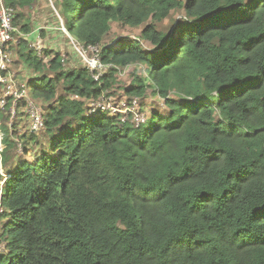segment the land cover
<instances>
[{"label": "trees", "instance_id": "1", "mask_svg": "<svg viewBox=\"0 0 264 264\" xmlns=\"http://www.w3.org/2000/svg\"><path fill=\"white\" fill-rule=\"evenodd\" d=\"M4 2L18 9V31H33L21 10L34 0ZM59 9L87 45L104 44L114 22L142 28L104 44L113 67L100 82L58 51L13 46L30 92L49 102L47 139L35 150L38 132L0 126V264H264V0ZM133 65L147 77L123 90L146 98L152 87L162 100L145 105L146 121L90 111ZM12 134L22 154L10 153Z\"/></svg>", "mask_w": 264, "mask_h": 264}, {"label": "rangeland", "instance_id": "2", "mask_svg": "<svg viewBox=\"0 0 264 264\" xmlns=\"http://www.w3.org/2000/svg\"><path fill=\"white\" fill-rule=\"evenodd\" d=\"M52 1H53L52 3L53 5L50 4L51 0H34L30 8L29 7L22 8L21 10V13L23 15H26V22L30 24L33 30L38 27L42 28L39 33V38L35 37L33 39L28 36L29 45H30L29 48H33L37 52H40V50H42V54H44L45 50L53 49V53L50 54L49 57L52 56L57 51L60 52L62 57H64L65 59L64 60L65 67H71L76 65L82 66L84 63V59L77 50H74L71 43L72 39H69L65 35V33L60 29L61 27L60 23L61 22L64 23L62 13L59 9L60 0H52ZM16 13H18V9H16ZM60 15L62 16V19H60ZM165 24L169 25L170 21H166ZM20 25L21 24L16 25V27L19 29ZM141 28L142 26L137 27L135 29H131L127 26L114 22L112 24V31L107 36L104 44L115 43L116 38L119 36H127V35L136 36L140 33ZM24 36H25L24 32L19 31L16 33L17 40L18 39L20 40V38H23ZM37 40H39V43L37 42ZM104 44L102 43L100 44L101 48H103ZM16 50L17 49L15 50L13 49L15 53V55L13 56L14 63L12 64L10 71L14 74L15 78L19 82L28 84V80L32 77V70L26 65V63L23 60L20 59ZM48 58L46 57L45 59ZM133 70L135 73L132 72ZM135 74L143 77H147V71L145 66L133 65L121 69L117 75L116 82L118 83V85H114V88L111 90L114 92V94H111L112 92L110 90L106 91L103 98L105 99L104 105L108 109L113 110V112L116 111H118L119 113L126 112L128 114L130 112L129 110L130 108L135 112V117H136L135 120L141 121V119L144 118V114L148 117V113H147L148 108H146L145 105H149V104L159 105L162 102V100L152 90V87L149 88L146 98H141L136 95L126 93L123 90V87L124 85L130 84V80L134 77ZM29 96L41 107L39 108V110L43 109V111H45L49 102L44 100H39L36 97V95L33 94L32 90L30 92V89H29ZM132 97L134 99H136L137 97L138 99V105L134 109L132 108V104H130V102L129 103L127 102V99H130ZM139 109L143 114L139 113ZM1 113L3 115V119H0V126L2 125V123L7 124L9 128L12 129L10 130L11 132H13L14 127L16 129L17 126V131H19V133L21 134L27 131L28 129L32 130V122L31 123L29 122L27 116V113L30 114V108H28V112L26 113V107L24 101L18 103L15 107H12L11 104H9V106L6 108L5 113L4 112ZM39 131L40 132L36 134L38 138L36 140L39 141V144L35 146V150L40 149L42 144L43 146L46 145V139H47L45 135L46 131L45 132L42 130ZM12 138L15 140L14 142L15 146L10 150V153L14 154L18 152L19 154H22L23 153V145L21 146L22 139H20V136L16 134H12L11 139ZM0 228H1V224H0ZM2 246L3 243L0 241V248H2Z\"/></svg>", "mask_w": 264, "mask_h": 264}, {"label": "built area", "instance_id": "3", "mask_svg": "<svg viewBox=\"0 0 264 264\" xmlns=\"http://www.w3.org/2000/svg\"><path fill=\"white\" fill-rule=\"evenodd\" d=\"M15 16V10L6 5L1 0L0 5V109H6L10 102L13 103L12 107H15L23 98H28V89L25 83L17 82L12 77V73L9 71V66L12 62L11 53L9 51L10 44L14 41L13 32L15 30L13 26V18ZM75 49L80 53L84 59V65L87 72L96 81H100L103 74L112 66L111 64H105L102 62L101 48L99 43L96 44H78L75 45ZM128 102V101H127ZM132 108L134 109L138 105L137 98L133 97L129 99ZM103 108H107L104 104H99ZM30 118L32 122V128L35 130L42 129L45 126L44 117L39 107L33 102H29ZM127 114L123 112L122 120H127L130 113L135 112L130 109ZM134 116V120H135ZM136 121V120H135ZM144 121V118L141 119ZM140 121H136L139 125Z\"/></svg>", "mask_w": 264, "mask_h": 264}, {"label": "clouds", "instance_id": "4", "mask_svg": "<svg viewBox=\"0 0 264 264\" xmlns=\"http://www.w3.org/2000/svg\"><path fill=\"white\" fill-rule=\"evenodd\" d=\"M3 2H4V0H3ZM5 3V2H4ZM53 3V1L51 0V2H50V4L51 5H53L52 4ZM6 5H8L7 3H5ZM0 5H1V0H0ZM9 6H11V5H9ZM14 10H15V16H14V18H13V26H14V28H15V30H14V32H13V36H14V41L10 44V46H9V51H10V53H11V58H12V62H11V64L12 63H14V58H13V56H14V53H13V50H12V48H13V46H16V44H19V42L21 41V39L19 40H17V37H16V34H15V32L17 33V32H19L18 31V28L15 26V24H14V20H15V17H16V15H17V13H16V9L13 7V6H11ZM59 17V16H58ZM60 19H62V16L60 15ZM60 25H61V27H60V29L65 33V35L69 38V39H72L71 40V43H72V46H73V48H74V50H76L75 49V45H78L79 43L80 44H83V43H81V42H79L78 40H76L74 37H73V35L68 31V29L66 28V26L64 25V23L63 22H61L60 23ZM42 28L41 27H38V28H36V29H34L33 31H31L30 33H25V36L22 38L23 40H29V37L30 38H39V33H40V30H41ZM63 33V34H64ZM29 36V37H28ZM37 42L39 43V41L37 40ZM100 44V43H99ZM37 52V51H36ZM37 55L40 57V58H46V56L44 55V54H42V50H40V52H37ZM63 59H62V61L64 62V57H62ZM101 59H102V55H101ZM102 62H103V60H102ZM103 63H105V62H103ZM10 64V65H11ZM64 64V63H63ZM105 64H107V63H105ZM108 65H110V64H108ZM112 66L111 67H113V64H111ZM84 67H85V65H84ZM110 67V68H111ZM109 68V69H110ZM108 69V70H109ZM108 70L103 74V76L108 72ZM9 71H10V66H9ZM11 72V71H10ZM12 73V72H11ZM12 77L14 78V80H16L18 83H19V81L15 78V76H14V74L12 73ZM90 75V74H89ZM91 76V75H90ZM102 76V77H103ZM102 77H101V79H102ZM91 78H92V76H91ZM93 79V78H92ZM100 79V80H101ZM94 80V79H93ZM94 81H96V80H94ZM100 82V81H99ZM26 84V86H27V89H28V98H23L20 102H22V101H24L25 102V107H26V113L28 112V107H29V102H33L34 104H36L39 108H41L33 99H31L30 98V96H29V89H30V87L28 86V84L27 83H25ZM104 94L105 93H103V95H102V97H100V98H98V99H90L89 100V108H90V111H94V110H102V111H107V112H109V114L110 115H116V114H120L121 115V120H122V116H123V112L122 113H119L118 111H116V112H113V110H111V109H108V108H103V107H101L99 104H104ZM137 96V95H136ZM112 97V96H111ZM137 98V97H136ZM138 100V99H137ZM127 101H128V103H129V99H127ZM19 102V103H20ZM9 104H11V106H13V103L12 102H10ZM9 106V105H8ZM7 106V107H8ZM48 106V105H47ZM0 111H2V112H4L5 113V111H6V109H0ZM40 111H41V113L43 114V117H44V122H45V126L42 128V129H38V130H35V129H33L32 128V131H34V132H40L39 130H43V129H45V127H46V115H45V113H46V111H43V109H40ZM139 113L140 114H143L141 111H140V109H139ZM29 115V117H30V114H28ZM130 116H129V118H131V121L133 122V123H135L136 125H137V123H136V121L134 120V113H130L129 114ZM146 119H147V116L144 114V121H140L139 122V124L140 123H142V122H145L146 121ZM123 121V120H122ZM125 121V120H124ZM30 123H31V118H30ZM21 146H22V144H21ZM2 147H3V145H1L0 146V150H2ZM20 150H21V148H20ZM3 243V242H2ZM5 248V245H4V243H3V246H2V248H0V251H2L3 249Z\"/></svg>", "mask_w": 264, "mask_h": 264}, {"label": "crops", "instance_id": "5", "mask_svg": "<svg viewBox=\"0 0 264 264\" xmlns=\"http://www.w3.org/2000/svg\"><path fill=\"white\" fill-rule=\"evenodd\" d=\"M49 29H51V28H49ZM39 41V40H38Z\"/></svg>", "mask_w": 264, "mask_h": 264}]
</instances>
